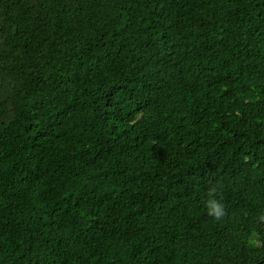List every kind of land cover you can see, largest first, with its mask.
<instances>
[{
	"label": "trees",
	"instance_id": "1",
	"mask_svg": "<svg viewBox=\"0 0 264 264\" xmlns=\"http://www.w3.org/2000/svg\"><path fill=\"white\" fill-rule=\"evenodd\" d=\"M0 264H264V0H0Z\"/></svg>",
	"mask_w": 264,
	"mask_h": 264
},
{
	"label": "clouds",
	"instance_id": "2",
	"mask_svg": "<svg viewBox=\"0 0 264 264\" xmlns=\"http://www.w3.org/2000/svg\"><path fill=\"white\" fill-rule=\"evenodd\" d=\"M210 195H211V193H210ZM220 209H221V205H219L215 201H212L211 204H210V212H209V214L210 215H214V217L219 220L224 215L223 212Z\"/></svg>",
	"mask_w": 264,
	"mask_h": 264
}]
</instances>
